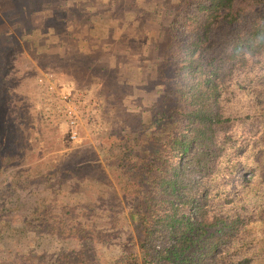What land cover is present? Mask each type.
Returning <instances> with one entry per match:
<instances>
[{"label": "rangeland", "instance_id": "1", "mask_svg": "<svg viewBox=\"0 0 264 264\" xmlns=\"http://www.w3.org/2000/svg\"><path fill=\"white\" fill-rule=\"evenodd\" d=\"M175 1L0 0V264H120L137 250L130 212L169 129L157 51ZM47 73L79 98L74 140L42 105Z\"/></svg>", "mask_w": 264, "mask_h": 264}, {"label": "trees", "instance_id": "2", "mask_svg": "<svg viewBox=\"0 0 264 264\" xmlns=\"http://www.w3.org/2000/svg\"><path fill=\"white\" fill-rule=\"evenodd\" d=\"M165 17L169 129L120 264H264V0H176Z\"/></svg>", "mask_w": 264, "mask_h": 264}, {"label": "built area", "instance_id": "3", "mask_svg": "<svg viewBox=\"0 0 264 264\" xmlns=\"http://www.w3.org/2000/svg\"><path fill=\"white\" fill-rule=\"evenodd\" d=\"M37 84L39 86V94L43 107L49 106L46 113L51 111L56 118H62L68 125V138L74 140L77 138L75 127L78 119H80L78 109V99L76 93L72 89H65L63 92L58 91L57 79L52 73L41 74L37 76Z\"/></svg>", "mask_w": 264, "mask_h": 264}]
</instances>
